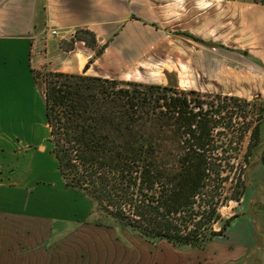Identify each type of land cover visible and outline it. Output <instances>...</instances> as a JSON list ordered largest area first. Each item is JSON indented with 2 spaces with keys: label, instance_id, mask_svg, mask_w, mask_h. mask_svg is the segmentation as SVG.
Instances as JSON below:
<instances>
[{
  "label": "crops",
  "instance_id": "obj_1",
  "mask_svg": "<svg viewBox=\"0 0 264 264\" xmlns=\"http://www.w3.org/2000/svg\"><path fill=\"white\" fill-rule=\"evenodd\" d=\"M51 29L57 32L51 34ZM79 33L89 40L76 37ZM165 49L168 77L184 65L180 76L193 79V85L183 88L180 77L178 83L164 85L198 92L229 79L228 87L216 94L264 105V89L253 92L251 86L255 74H263L264 81V0H0V94L5 96L23 86L21 79L29 86L37 83L34 72L41 70L136 81L129 79L130 71L161 60ZM239 84L249 90L238 92ZM40 147L44 154L46 147ZM30 149V144L16 148L12 138L0 139V264H264L260 151L252 153L249 187L239 199L242 206L250 183L256 184L248 199H260L257 208L251 206L259 215L252 210L254 217L232 233L239 212L224 235L202 248H181L93 220L91 199L65 186L50 144L47 154L58 181L34 196L27 177L39 157ZM254 222L259 233L253 232Z\"/></svg>",
  "mask_w": 264,
  "mask_h": 264
},
{
  "label": "trees",
  "instance_id": "obj_2",
  "mask_svg": "<svg viewBox=\"0 0 264 264\" xmlns=\"http://www.w3.org/2000/svg\"><path fill=\"white\" fill-rule=\"evenodd\" d=\"M42 82L50 151L65 186L111 220L97 222L181 248H202L225 234L235 214L223 219L219 208L238 201L244 187L230 175L231 160L217 153L225 150L218 137L234 134L233 115L245 120L253 102L216 94L217 105L206 106L194 90L83 73L46 71ZM260 104L259 118L236 137L239 144L250 131L245 166L264 134ZM227 182H234L229 195Z\"/></svg>",
  "mask_w": 264,
  "mask_h": 264
},
{
  "label": "rangeland",
  "instance_id": "obj_3",
  "mask_svg": "<svg viewBox=\"0 0 264 264\" xmlns=\"http://www.w3.org/2000/svg\"><path fill=\"white\" fill-rule=\"evenodd\" d=\"M80 37L85 36L87 40H89L88 35L85 33H79ZM86 40V41H87ZM72 43L67 41L66 42V47H69ZM161 60L159 61H153L149 63H143L140 65L139 68H135L133 71H130L129 74V79H134L136 81H145V82H156L159 83V85H164L167 84L168 82H171L172 84L178 83L179 80L177 81L178 77H180V85H182L183 88L185 89H190V85H193L191 80H185L182 78L180 75H184L183 70H184V65H177L180 71H171V75L168 77V74H166L165 70L168 71L170 69V64L167 63V56H168V49H165L163 53H161ZM158 57H155V60ZM163 58V59H162ZM190 67L193 65H189ZM1 68V67H0ZM44 72L46 70H41L39 72V76L36 79L37 83H33L30 86L27 85V81L25 80H19V84H23L22 87L18 88H12V95H3L0 94V139L2 138H12V143H14L16 148H23L24 144H30L31 149L30 151H33L36 155H38V160L34 159L32 163V169L31 171H28V181L31 182L30 189L33 190V195L35 196V192L38 193L40 192V189H47L49 187V183L52 181L57 182L58 181V175L57 172L55 171V162L53 161V158L51 154H47L48 147H49V141H48V129L45 124V115H44V99L42 95V89H43V76ZM257 73V72H256ZM255 82L251 84L255 90H252L253 92L256 91V89H264V81L261 77H263V74H255ZM209 79H214V78H209ZM212 82V81H210ZM220 84V87H217V84L213 85H207L202 87V89H199L198 92L194 96H197L201 101L204 102V105L206 106H211L213 104L215 107L218 103V98L215 96L216 93H220L223 91L222 89L227 88L228 85L231 83L229 79H223L220 81H215ZM181 88V86H179ZM178 87V88H179ZM217 87V88H216ZM249 87V86H248ZM182 88V89H183ZM236 89L238 92L240 91H245L247 86L244 84H239L236 85ZM201 90V91H200ZM221 94V93H220ZM243 98L248 99L247 97L241 96ZM242 99V98H241ZM223 103L226 104L227 101L225 99H222ZM246 101L253 102V105H250L246 107L245 109L248 110L247 118L244 120L242 118H236L233 115V120L232 123H234V127L237 129L234 134L228 133V134H221L218 137V143H222L223 147H225L224 151L218 150L217 153L219 155H222V157H226L231 160L233 163L235 169H233L232 172H230V175L233 177H236L237 175L239 176L240 180V186L244 187L243 193L246 190L248 180L246 179V176L248 177L250 175V170L252 168L249 166L250 162L252 163L254 160H251L252 154L249 156V162L245 166L243 157H244V152L246 150L247 143L250 138V131L248 130L245 133V136L242 138L241 142L239 144H236V137H238L240 130L242 129L243 125H246V121L249 120H255L258 119V113L260 111V102L259 100H251L248 99ZM236 111V110H235ZM238 111V110H237ZM236 111V112H237ZM241 111V110H240ZM238 113V112H237ZM242 113V111H241ZM222 115L225 116V120H228V113L223 112ZM249 127H252L253 124H249ZM263 133V132H262ZM261 133V134H262ZM228 138H230L232 143L228 144ZM262 142L264 141V134L261 137ZM258 146H256L253 149V152H263L264 149V142ZM39 144V145H38ZM45 146L46 147V152L43 154L44 150L41 149L40 146ZM236 147V148H234ZM29 151V150H28ZM49 152V151H48ZM19 163L20 160L18 161ZM249 166V170H246V168ZM251 167V168H250ZM22 169L21 166L17 168V171ZM31 180V181H30ZM252 186L251 188H248V193L246 194L247 197L245 200H243L242 206H240L239 200L236 201L234 199L228 200L224 205H222L219 208V212L221 214V217L223 219L235 214L238 215L239 212L240 215L238 218H236L233 226L231 227V232L233 233L234 231H237L240 229L241 225L244 224V221H248V218H251L254 214L258 213L256 210L251 209V206L254 208H257L255 206L258 204L260 199L256 198H249V191L252 189H256L257 186L254 184V187L252 183H250ZM15 187L19 186H13L12 190L13 192L18 191L15 190ZM232 187H234V182H227L225 184V192L227 195L231 194L234 192L232 190ZM235 187H237L235 185ZM256 187V188H255ZM247 192V191H246ZM243 195V194H242ZM260 209L261 207L258 206ZM253 212L251 213V211ZM89 216L97 221V220H102V221H109V219H104L99 215V212L96 210V204L94 200L91 199V207L89 211ZM259 215V213H258ZM254 217V216H253ZM111 221V220H110ZM109 221V222H110ZM220 227V223L215 224L214 228L218 229ZM251 227L253 229V232L259 233L260 227L258 226L257 222H254L251 224ZM241 230V229H240ZM244 230V229H243ZM253 255V254H252ZM243 261V260H242Z\"/></svg>",
  "mask_w": 264,
  "mask_h": 264
},
{
  "label": "built area",
  "instance_id": "obj_4",
  "mask_svg": "<svg viewBox=\"0 0 264 264\" xmlns=\"http://www.w3.org/2000/svg\"><path fill=\"white\" fill-rule=\"evenodd\" d=\"M56 32H57V31H56L55 29H51V30H50V33H51V34H55Z\"/></svg>",
  "mask_w": 264,
  "mask_h": 264
}]
</instances>
